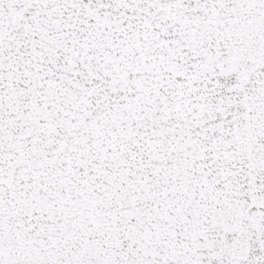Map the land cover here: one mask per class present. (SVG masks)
<instances>
[{"label": "snow or ice", "instance_id": "snow-or-ice-1", "mask_svg": "<svg viewBox=\"0 0 264 264\" xmlns=\"http://www.w3.org/2000/svg\"><path fill=\"white\" fill-rule=\"evenodd\" d=\"M0 264H264V0H0Z\"/></svg>", "mask_w": 264, "mask_h": 264}]
</instances>
